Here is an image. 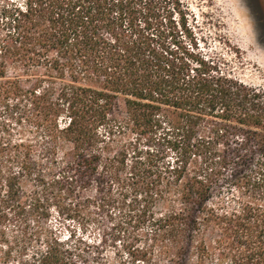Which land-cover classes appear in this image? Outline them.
<instances>
[{"label": "trees", "instance_id": "obj_1", "mask_svg": "<svg viewBox=\"0 0 264 264\" xmlns=\"http://www.w3.org/2000/svg\"><path fill=\"white\" fill-rule=\"evenodd\" d=\"M189 11L185 0L0 9V107H17L30 133L0 129L5 259L40 242L56 210L147 228L148 264H264V85L183 40ZM54 244L39 264H70Z\"/></svg>", "mask_w": 264, "mask_h": 264}, {"label": "rangeland", "instance_id": "obj_2", "mask_svg": "<svg viewBox=\"0 0 264 264\" xmlns=\"http://www.w3.org/2000/svg\"><path fill=\"white\" fill-rule=\"evenodd\" d=\"M9 2L24 5L26 0H0V9ZM185 3L190 8L188 23L193 35L186 37L178 25L179 36L188 43L194 39L204 53L228 62V67L244 80L264 85V0H185ZM180 17L178 11L173 12L176 22ZM3 32L5 30L1 26L0 34ZM17 71L22 74L21 70ZM35 72L41 75L40 68ZM30 74L33 75L32 72ZM30 74L23 75L28 82L30 80L29 85L33 83ZM5 110L0 107L2 133L21 134L27 129V124L17 122V107ZM135 136L124 134L121 138L126 142ZM122 222L117 216L104 214L86 219L66 218L53 210L48 218L42 220L41 241L32 242L24 253L15 248L11 257L5 259L7 248L0 245V264H39L37 259L40 258L33 255L47 250V240L61 242L54 247L68 256L70 264H148L137 259L142 258L146 251L147 228L136 230L130 224L119 227ZM13 233L18 234L12 232L11 236ZM77 246L80 248L76 249Z\"/></svg>", "mask_w": 264, "mask_h": 264}]
</instances>
